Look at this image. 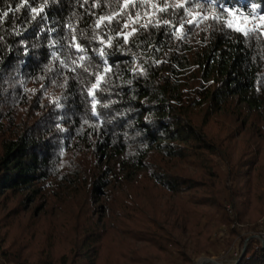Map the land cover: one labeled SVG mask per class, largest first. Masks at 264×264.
I'll list each match as a JSON object with an SVG mask.
<instances>
[{
    "label": "trees",
    "instance_id": "16d2710c",
    "mask_svg": "<svg viewBox=\"0 0 264 264\" xmlns=\"http://www.w3.org/2000/svg\"><path fill=\"white\" fill-rule=\"evenodd\" d=\"M133 3L0 0V264H264V0Z\"/></svg>",
    "mask_w": 264,
    "mask_h": 264
},
{
    "label": "rangeland",
    "instance_id": "374dc122",
    "mask_svg": "<svg viewBox=\"0 0 264 264\" xmlns=\"http://www.w3.org/2000/svg\"><path fill=\"white\" fill-rule=\"evenodd\" d=\"M253 223V222H252ZM250 217L246 216L244 220L237 225L241 230V235L249 240L252 236H262L264 234V215L258 222L260 231H254L250 227L252 225ZM209 241L200 240V238H191L188 234L182 236V240L186 242L188 254L192 257L190 264H235L241 249L238 248L240 238L237 237L235 242L228 245L229 230L223 223L213 227L209 234ZM200 253H196L197 250ZM170 264H181L182 259L178 256L172 259ZM163 264V263H159Z\"/></svg>",
    "mask_w": 264,
    "mask_h": 264
},
{
    "label": "snow or ice",
    "instance_id": "6c2138e0",
    "mask_svg": "<svg viewBox=\"0 0 264 264\" xmlns=\"http://www.w3.org/2000/svg\"><path fill=\"white\" fill-rule=\"evenodd\" d=\"M211 2H212V6L215 7L216 6L215 0H211ZM132 6L133 7L135 6V0H134V3L132 4ZM180 6L182 7V5H180ZM197 6L199 7L200 5H197ZM126 7H128L127 4H125L123 6V8H126ZM219 7H220V12L212 17L213 20L222 23L224 26H226L228 28H232L234 31L240 32L245 37H248V36L252 35L253 33H256L258 35H264V31L261 30V27H247L246 24H244V21L248 20L250 17L254 18V13H249L248 16H245L244 13H242V12H230L227 8H224L223 5H220ZM123 8H122V10H123ZM32 11L34 13L38 12V10L36 8H33ZM39 11H42V9H40ZM120 14L121 13H113V15H111V16L99 17L97 20V27H99L101 22H103L105 20H107L108 23H111L112 19H114L115 16H118ZM4 15L7 16L8 13L5 12ZM234 16H238L241 18V24L237 25L235 27L233 25V20L229 19V17H234ZM205 18H207V17H205ZM260 20L264 21V16H261ZM195 22L196 21H190V23H195ZM165 23H167V21ZM124 26L127 27L128 25L125 24ZM124 38L127 39V36H125ZM77 48H80V46L77 45ZM105 71H108V69L106 68ZM100 79L101 78L98 77V80H100ZM94 87H96V86L94 85Z\"/></svg>",
    "mask_w": 264,
    "mask_h": 264
},
{
    "label": "built area",
    "instance_id": "2783aa9c",
    "mask_svg": "<svg viewBox=\"0 0 264 264\" xmlns=\"http://www.w3.org/2000/svg\"><path fill=\"white\" fill-rule=\"evenodd\" d=\"M261 237V239L264 241V234H262V236H260Z\"/></svg>",
    "mask_w": 264,
    "mask_h": 264
},
{
    "label": "water",
    "instance_id": "95a60500",
    "mask_svg": "<svg viewBox=\"0 0 264 264\" xmlns=\"http://www.w3.org/2000/svg\"><path fill=\"white\" fill-rule=\"evenodd\" d=\"M243 253H244V251H243Z\"/></svg>",
    "mask_w": 264,
    "mask_h": 264
}]
</instances>
